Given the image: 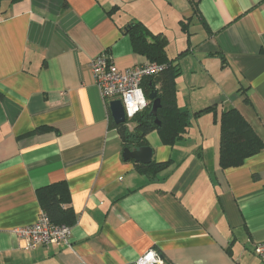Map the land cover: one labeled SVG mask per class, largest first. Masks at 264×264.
<instances>
[{"label":"crops","instance_id":"obj_1","mask_svg":"<svg viewBox=\"0 0 264 264\" xmlns=\"http://www.w3.org/2000/svg\"><path fill=\"white\" fill-rule=\"evenodd\" d=\"M143 23L175 59V101L190 114L172 144L145 136L156 173L122 158L92 58L148 61L126 28ZM235 109L261 148L219 162L220 119ZM130 125L129 128H132ZM64 182L71 248L25 250L13 230ZM264 0H0V264H264Z\"/></svg>","mask_w":264,"mask_h":264},{"label":"trees","instance_id":"obj_2","mask_svg":"<svg viewBox=\"0 0 264 264\" xmlns=\"http://www.w3.org/2000/svg\"><path fill=\"white\" fill-rule=\"evenodd\" d=\"M126 32L130 37L133 51L144 56L148 61L163 65L161 72L147 76L141 82V87L147 96L151 91H157L161 106L157 110V120L150 115L151 102L131 120L132 128L126 124L114 126L121 137L124 147H140L147 145L145 136L151 131H157L162 141L172 144L180 138L189 126L190 114L176 105L175 78L179 74L175 59H169L159 34L151 33L141 22H133ZM249 125L235 109L223 111L220 119L219 162L223 167L240 165L245 156L255 153L261 148V142L250 138ZM135 163V162H134ZM144 171L156 173L164 168L166 163L150 162L147 165L135 163ZM42 210L50 220L57 224L69 226L72 219L68 207V189L64 182L49 184L37 190ZM159 253V252H158Z\"/></svg>","mask_w":264,"mask_h":264},{"label":"built area","instance_id":"obj_3","mask_svg":"<svg viewBox=\"0 0 264 264\" xmlns=\"http://www.w3.org/2000/svg\"><path fill=\"white\" fill-rule=\"evenodd\" d=\"M89 69L107 106L112 100H120L125 115L124 124L129 127L134 116L142 111L149 102L141 87V82L145 77L161 72L163 65L145 61L125 70H119L114 65L112 58L107 53H103L91 59ZM13 232L24 241L25 250L49 244L71 248L70 226L52 222L43 210L34 223L18 227ZM253 252L264 262V241L257 243ZM152 253L154 255L149 258ZM159 256L158 252L150 250L131 264H164Z\"/></svg>","mask_w":264,"mask_h":264},{"label":"water","instance_id":"obj_4","mask_svg":"<svg viewBox=\"0 0 264 264\" xmlns=\"http://www.w3.org/2000/svg\"><path fill=\"white\" fill-rule=\"evenodd\" d=\"M147 99L151 102L150 115L155 117L154 122L159 124L157 120V110L161 106L159 97H157V91L153 90L147 95ZM111 119L115 125L125 123V115L120 100L115 99L108 104ZM122 158L124 160H133L135 163L147 165L151 162L152 149L145 145L140 147H124L122 149ZM160 260H164L163 256H159Z\"/></svg>","mask_w":264,"mask_h":264},{"label":"clouds","instance_id":"obj_5","mask_svg":"<svg viewBox=\"0 0 264 264\" xmlns=\"http://www.w3.org/2000/svg\"><path fill=\"white\" fill-rule=\"evenodd\" d=\"M141 103L143 104L144 101L142 100ZM129 114L131 115L132 113L130 112ZM153 255H154V253L150 254V255H149V258H151Z\"/></svg>","mask_w":264,"mask_h":264}]
</instances>
